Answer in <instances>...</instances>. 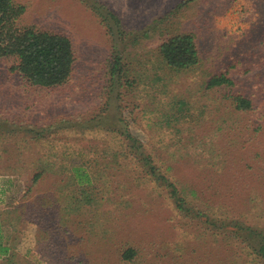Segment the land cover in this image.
<instances>
[{
  "label": "rangeland",
  "instance_id": "374dc122",
  "mask_svg": "<svg viewBox=\"0 0 264 264\" xmlns=\"http://www.w3.org/2000/svg\"><path fill=\"white\" fill-rule=\"evenodd\" d=\"M18 1L26 5L24 23L68 37L74 63L64 84L39 88L22 80L13 60L0 58V213L12 210L23 199L36 173L34 161L45 158L51 147L53 151L86 144L117 147L127 134L126 125L147 148L192 143V135L186 140L187 132L175 130L180 128L178 121L159 134L143 120L140 123L141 113L132 114L129 108L122 113V121H117L120 100L144 106L141 86L166 99V93L172 95L186 86L194 89V81L200 82L202 74L232 65V77L253 98L255 110L247 116L246 125L217 138L209 130L214 126L203 122L195 132L204 134L207 145L210 139L216 141V147L205 151L201 162L185 158L172 162L174 175L199 190L195 198L186 192L188 213L179 212L174 197L169 198L154 182L144 178L136 182L125 170L115 180L131 181L128 188L118 189L130 204L111 203L93 187L88 198L93 201L98 196L101 203L90 204L82 198V212L74 210L75 238L61 237L59 245L48 246L47 236L39 238L34 223L13 220L14 225L2 226L3 243L13 250L17 264H263L254 251L256 235L249 232H264V92H259L264 88V0H98L121 22L122 29L112 34L79 0ZM178 33L194 36L201 64L174 76L178 83L172 84V73L169 81L161 75L157 48ZM116 53L120 73L112 74ZM134 68L146 69V76L132 93L121 82L138 80L139 73L131 72ZM190 99L194 112L204 104L216 105L214 95L201 91ZM158 111H163L162 105ZM92 124L98 125L85 128ZM36 135L40 138L34 141ZM214 161L218 170L209 167L208 162ZM50 176L43 175L35 187L43 196L55 192L52 182L57 177ZM110 184L116 190V182ZM203 216L211 217L214 225L203 223ZM127 248L135 253L123 260L120 253ZM0 264L7 261L1 257Z\"/></svg>",
  "mask_w": 264,
  "mask_h": 264
},
{
  "label": "trees",
  "instance_id": "16d2710c",
  "mask_svg": "<svg viewBox=\"0 0 264 264\" xmlns=\"http://www.w3.org/2000/svg\"><path fill=\"white\" fill-rule=\"evenodd\" d=\"M79 2L93 12L110 34L122 29L120 20L105 4L98 0H79ZM25 12L26 5L18 0H0V58L13 60L16 72L31 87L54 88L64 84L73 71L74 51L70 40L65 35L53 30L42 28L34 23H24ZM135 41L136 38H134ZM262 42H264V37ZM113 57L110 71L112 74L120 73V67H118L120 56L116 53ZM157 59L162 69L163 79L169 81V75L172 73V84L178 83L176 79H173L174 76L177 78L180 73L192 72L201 64V56L191 33H178L163 40L157 48ZM230 67L232 65L228 66V69L210 71L207 75L202 74L200 82L194 81V89L186 86L183 91H172V95L165 92L166 99L157 97L155 91L149 92L148 89L141 86L140 99L144 102L143 107L130 100L121 101L120 94L117 93L116 99L118 102L120 100L118 108L121 113L117 121H122V113L126 108H129L132 114L141 113L139 122L141 123L140 120H143L147 128L154 130L156 134L161 133L162 129L167 127L173 128L172 123L178 121L180 128L175 130L181 131V133L187 132L186 140L190 139L192 135V143L173 148L172 143L151 144L147 148L145 142L138 141L129 132L126 125L123 130L127 134L124 135L123 143L117 147L105 144H86L74 148L65 147L60 151H53L51 147L45 158L44 156L37 158L33 163L36 173L32 176L31 183L22 196L23 199L15 204L12 210L8 209L0 213V258L3 257L7 264L18 263L13 250L7 243H3L1 230L2 226L14 225L11 223L13 220L19 224L34 223L37 236L39 238L47 236L44 239L47 245L57 246L60 244L61 237L67 240L75 238L77 228L73 226L77 214L74 210L82 212L83 197L87 203H101L98 196H95L93 201L88 198V196H92L90 190L93 187L102 191L106 200L111 203L125 206L130 204L124 199L125 197H122L124 195L118 189L128 188L131 181L124 183L115 180V177L119 173H125V170L128 171L129 178H135L136 182L143 178L154 182L155 186L165 192L169 198L174 197L179 212H187L186 192L191 193L195 198L199 190L196 191L192 187H188L187 182L181 181L174 175L175 167L172 162L183 158L188 162H201L206 158L205 151H212L213 147H216V141L214 143L210 139L207 145L203 141L204 134L200 135L199 133L198 135L195 132L197 126L203 122H207V125L210 122L214 126L209 130L210 133H214L213 137L217 138L219 135L231 132L234 128L246 125L248 123L247 116L255 110L253 98L239 88L237 79L232 77ZM144 71L132 69L131 72H135L136 75L139 73L140 77L137 78L138 80L126 79L125 82H121L124 83L121 86L128 92L138 91L139 85L144 82L142 77L146 76ZM198 91H201L202 95L207 93L214 95L216 105L210 108L209 105L204 104L202 105L203 109L197 107L194 112V102L190 96ZM259 92L263 93L264 88ZM133 97L132 95L131 98ZM161 105L163 106L162 112L158 111V107ZM135 109L139 110L135 112ZM135 115L132 118L135 119ZM97 118H101V115H98ZM101 123L102 121H100ZM96 125L98 124H92L85 128ZM38 138L40 137L36 135L33 140L37 141ZM163 140L164 137H162ZM207 146H209L208 150H206ZM57 156L62 159L56 160ZM212 158H216V155H212ZM123 161L126 163L125 165ZM129 162L133 166L128 164ZM208 164L212 169L218 170L217 161L208 162ZM47 174L52 175L50 177H57L52 182L55 192L43 196L35 190V187L38 181L43 179L41 177ZM112 180L117 184L115 188L117 191L111 189L110 182ZM96 184H98L97 187H95ZM67 187L70 188L67 190ZM51 195L54 196V199L50 197ZM203 218V223L214 225L210 220L211 217L203 216ZM69 226L74 229L70 231ZM245 229L247 230V228ZM249 233L256 235L254 251L264 264V232L250 231ZM134 253L135 251L131 248L123 249L120 258L129 260Z\"/></svg>",
  "mask_w": 264,
  "mask_h": 264
}]
</instances>
